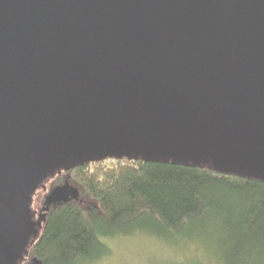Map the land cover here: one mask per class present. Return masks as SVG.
I'll return each mask as SVG.
<instances>
[{"label":"water","instance_id":"1","mask_svg":"<svg viewBox=\"0 0 264 264\" xmlns=\"http://www.w3.org/2000/svg\"><path fill=\"white\" fill-rule=\"evenodd\" d=\"M108 157L264 183V0H0V264Z\"/></svg>","mask_w":264,"mask_h":264},{"label":"trees","instance_id":"2","mask_svg":"<svg viewBox=\"0 0 264 264\" xmlns=\"http://www.w3.org/2000/svg\"><path fill=\"white\" fill-rule=\"evenodd\" d=\"M61 172L79 187L81 199L46 213L28 249L32 264H75L107 255L103 238L129 234L130 225L166 245L187 240L216 264H264L263 182L127 157Z\"/></svg>","mask_w":264,"mask_h":264},{"label":"rangeland","instance_id":"3","mask_svg":"<svg viewBox=\"0 0 264 264\" xmlns=\"http://www.w3.org/2000/svg\"><path fill=\"white\" fill-rule=\"evenodd\" d=\"M56 178L57 175L51 177L36 191L33 208L36 210L41 208L46 196L53 190L51 188L62 186ZM68 180L72 187L79 189L70 179ZM79 192L81 199L80 189ZM146 230L144 227L134 229V226L130 225L125 230L129 234L103 238L102 241L109 250L107 255L99 256L96 259H78L75 264H216L213 258L211 260L201 249L187 240L174 238L172 244H168V246ZM26 256L30 259L29 252Z\"/></svg>","mask_w":264,"mask_h":264},{"label":"flooded vegetation","instance_id":"4","mask_svg":"<svg viewBox=\"0 0 264 264\" xmlns=\"http://www.w3.org/2000/svg\"><path fill=\"white\" fill-rule=\"evenodd\" d=\"M55 175H57V178H58V180L61 182V184L60 185H62V186H64V185H69L71 188H74V187H72L71 186V182L65 177V176H63V173L62 172H57ZM62 176V177H61ZM56 178V179H57ZM56 181V180H55ZM43 186V185H42ZM41 186V187H42ZM54 187H56V186H54ZM52 189H54V188H51V190ZM50 190V191H51ZM35 195V194H34ZM47 197V196H46ZM33 198H34V196H33ZM72 201H75V200H71V201H69V202H72ZM33 202H34V199H33V201H32V203H31V214H32V216H33V219L36 221L37 219H38V217H39V215H43V214H46L47 213V210H43V203H42V206H41V208H39L38 210H36L35 208H33ZM68 202V203H69ZM58 204H60V203H58ZM57 203H53L51 206H50V208H52L53 206H55V205H58ZM41 221H42V224H41V226H43V218H41ZM26 255H27V253H26ZM26 255H24V258L19 262V264H30V262H31V260L26 256Z\"/></svg>","mask_w":264,"mask_h":264}]
</instances>
